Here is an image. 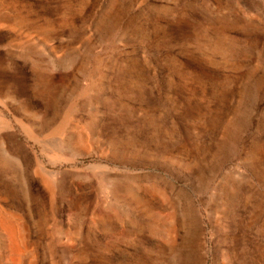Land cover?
I'll use <instances>...</instances> for the list:
<instances>
[{
	"label": "rangeland",
	"instance_id": "rangeland-1",
	"mask_svg": "<svg viewBox=\"0 0 264 264\" xmlns=\"http://www.w3.org/2000/svg\"><path fill=\"white\" fill-rule=\"evenodd\" d=\"M0 264H264V0H0Z\"/></svg>",
	"mask_w": 264,
	"mask_h": 264
}]
</instances>
